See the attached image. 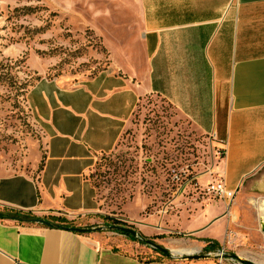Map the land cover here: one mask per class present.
I'll return each instance as SVG.
<instances>
[{
  "label": "crops",
  "instance_id": "0c3cea01",
  "mask_svg": "<svg viewBox=\"0 0 264 264\" xmlns=\"http://www.w3.org/2000/svg\"><path fill=\"white\" fill-rule=\"evenodd\" d=\"M77 1L93 11L88 23L103 38L109 64L90 77L44 75L30 85L27 101L44 130L45 151L36 175L0 173V212L50 223L56 215L100 213L93 167L117 147L148 95L166 99L226 155H215L209 171L195 176L200 187L190 197L202 199L186 215L190 229L165 224L197 235L195 242L164 243L155 232L164 222L136 229L164 245L159 251L115 229L84 233L0 217V264H220L218 249L264 264V0ZM220 177L236 191L229 212L226 201L203 190ZM195 247L204 254L188 261L183 257L196 252L173 251Z\"/></svg>",
  "mask_w": 264,
  "mask_h": 264
},
{
  "label": "rangeland",
  "instance_id": "374dc122",
  "mask_svg": "<svg viewBox=\"0 0 264 264\" xmlns=\"http://www.w3.org/2000/svg\"><path fill=\"white\" fill-rule=\"evenodd\" d=\"M93 15L87 1L0 0L1 174L36 175L42 163L46 138L27 101L30 85L44 75L67 82L90 77L109 64L103 38L88 23L95 21ZM215 155L223 156L166 99L148 95L117 147L101 154L93 167L101 212L67 218L77 228H90L88 233L99 228L110 233L112 221L135 229L181 222L188 230L186 215L202 199L190 197L195 176L209 171ZM175 172L182 174V183L172 179ZM184 182L190 185L181 189ZM183 229L165 226L155 232L164 243L195 242L197 235Z\"/></svg>",
  "mask_w": 264,
  "mask_h": 264
},
{
  "label": "built area",
  "instance_id": "2783aa9c",
  "mask_svg": "<svg viewBox=\"0 0 264 264\" xmlns=\"http://www.w3.org/2000/svg\"><path fill=\"white\" fill-rule=\"evenodd\" d=\"M226 150L227 149L225 147H221L220 153L225 156ZM172 179L176 182H183L181 173L175 172L172 176ZM195 186L198 188L200 187L198 183H195ZM203 190L206 194L216 196L226 201L227 208L230 210L231 202L235 197L236 191L228 187L223 177L212 180L203 188ZM214 256L219 260L220 264H224L226 261H230L232 264H245L233 255L228 254L225 249H218L216 252H214Z\"/></svg>",
  "mask_w": 264,
  "mask_h": 264
},
{
  "label": "trees",
  "instance_id": "16d2710c",
  "mask_svg": "<svg viewBox=\"0 0 264 264\" xmlns=\"http://www.w3.org/2000/svg\"><path fill=\"white\" fill-rule=\"evenodd\" d=\"M0 217H2V218L20 219L22 221H24V220L25 221H34V219H35L33 216H30L29 214L28 215H23V214H21L19 212H13V213L12 212H8V213L0 212ZM51 219L53 220L54 223L53 222L49 223L50 225H56V226L65 227V228H74L75 227V225L73 224L72 220L68 219L67 217L58 216V217H53ZM110 225L111 226H114V225H124V226H126L125 223L117 222V221H112V223H110ZM89 230H90V228L87 229L84 233H87ZM118 232L122 233L123 231H118ZM123 233H126V232H123ZM132 236L134 237V239H139V240H141L144 243H149L151 245H153V243H155L151 239L145 238L144 236H141L139 234H137V236H134V235H132ZM156 248L159 251L163 250V247L160 246V245L157 246ZM163 251H165V250H163ZM166 254H169V252L166 251Z\"/></svg>",
  "mask_w": 264,
  "mask_h": 264
},
{
  "label": "water",
  "instance_id": "95a60500",
  "mask_svg": "<svg viewBox=\"0 0 264 264\" xmlns=\"http://www.w3.org/2000/svg\"><path fill=\"white\" fill-rule=\"evenodd\" d=\"M263 209H264V203H263ZM35 222H38V223H42V224H49L50 221L44 219V218H35L34 219ZM261 223H262V231L264 232V218L261 219ZM113 228L117 231H123V232H126V233H129V234H132L134 236H137L138 234V231L135 229V228H132V227H129V226H124V225H114ZM74 230H77V231H80V232H85L87 229H84V228H77V227H74L72 228ZM153 245L155 247L159 246L158 244L156 243H153ZM163 250H166L165 248H163ZM202 255H199V254H188L187 256H185L186 258L188 259H195V258H198V257H201ZM235 257V256H234ZM237 259H239L238 257H236ZM241 262L245 263V264H255L251 261H244V260H241L239 259Z\"/></svg>",
  "mask_w": 264,
  "mask_h": 264
},
{
  "label": "bare ground",
  "instance_id": "6f19581e",
  "mask_svg": "<svg viewBox=\"0 0 264 264\" xmlns=\"http://www.w3.org/2000/svg\"><path fill=\"white\" fill-rule=\"evenodd\" d=\"M173 251H175V253H182V252H184V251H188L189 253H192V252H194V249H176V250H173Z\"/></svg>",
  "mask_w": 264,
  "mask_h": 264
}]
</instances>
